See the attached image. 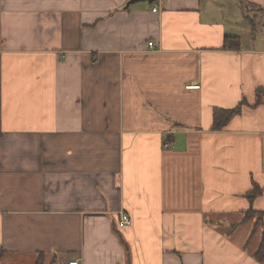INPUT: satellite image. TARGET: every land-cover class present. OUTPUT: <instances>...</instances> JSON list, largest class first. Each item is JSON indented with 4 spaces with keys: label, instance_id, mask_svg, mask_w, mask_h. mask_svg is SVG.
Wrapping results in <instances>:
<instances>
[{
    "label": "crops",
    "instance_id": "1",
    "mask_svg": "<svg viewBox=\"0 0 264 264\" xmlns=\"http://www.w3.org/2000/svg\"><path fill=\"white\" fill-rule=\"evenodd\" d=\"M129 1L0 0V264H264V0Z\"/></svg>",
    "mask_w": 264,
    "mask_h": 264
},
{
    "label": "trees",
    "instance_id": "2",
    "mask_svg": "<svg viewBox=\"0 0 264 264\" xmlns=\"http://www.w3.org/2000/svg\"><path fill=\"white\" fill-rule=\"evenodd\" d=\"M256 6L257 5L248 4V7H251L252 10H259V7H256ZM245 19H247V21H249L254 28V25L256 24V20H257L256 16L251 17L248 14H246ZM224 48L240 49L241 48L240 47V36L226 35ZM263 93H264V89H258L257 94L259 95V97ZM242 106H243V103H241L238 107L232 108V109H225V108H220V107L215 108L214 112H213V127H212V129H214V130L223 129L234 116L241 113ZM254 186H255L254 189L249 194V198L251 200L254 199L258 194L261 193V189L256 184H254ZM245 214L246 215L244 218V222L250 220L254 216V211H252V208H251ZM260 219H259V221H260ZM257 225H258V223H257ZM236 227H237V225H235V224L232 225L231 232L234 231L236 229ZM255 231H256V228L254 229V232ZM2 254H3V252L0 251V257L2 256ZM255 258L259 262L264 263V234H263L261 244H260L257 252L255 253Z\"/></svg>",
    "mask_w": 264,
    "mask_h": 264
},
{
    "label": "built area",
    "instance_id": "3",
    "mask_svg": "<svg viewBox=\"0 0 264 264\" xmlns=\"http://www.w3.org/2000/svg\"><path fill=\"white\" fill-rule=\"evenodd\" d=\"M158 10V6H155L153 8V11L154 12H157ZM156 43L154 41H150L149 42V47H155ZM200 85H190L189 88H199ZM166 144H170L169 141L166 142ZM132 222V218L129 214H127L126 212H121L120 213V217H119V225L120 226H127V225H130ZM70 264H79L78 260H73V261H70Z\"/></svg>",
    "mask_w": 264,
    "mask_h": 264
},
{
    "label": "water",
    "instance_id": "4",
    "mask_svg": "<svg viewBox=\"0 0 264 264\" xmlns=\"http://www.w3.org/2000/svg\"><path fill=\"white\" fill-rule=\"evenodd\" d=\"M139 1H148L150 3H153L155 0H130L128 3H127V6H129L130 4H133L135 2H139Z\"/></svg>",
    "mask_w": 264,
    "mask_h": 264
},
{
    "label": "rangeland",
    "instance_id": "5",
    "mask_svg": "<svg viewBox=\"0 0 264 264\" xmlns=\"http://www.w3.org/2000/svg\"><path fill=\"white\" fill-rule=\"evenodd\" d=\"M240 5H241L242 7H243V5H246V7H245L246 11H247L248 13L250 12V11H248V9H247V8H248V7H247L248 4H247L244 0L241 1ZM242 23H243V22H242Z\"/></svg>",
    "mask_w": 264,
    "mask_h": 264
}]
</instances>
